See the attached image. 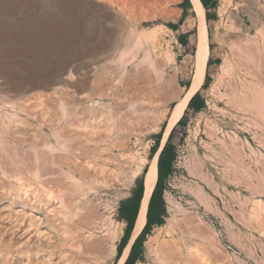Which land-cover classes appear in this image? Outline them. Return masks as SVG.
I'll use <instances>...</instances> for the list:
<instances>
[{"label": "rangeland", "instance_id": "1", "mask_svg": "<svg viewBox=\"0 0 264 264\" xmlns=\"http://www.w3.org/2000/svg\"><path fill=\"white\" fill-rule=\"evenodd\" d=\"M119 2L0 0V117L4 113L7 116L17 115L16 120L8 123V126L12 125L8 127L11 129L9 132H14V135L8 134L7 142L9 146L14 144L11 147L15 149V166L12 168L25 166V169H21L26 183L28 180L29 183L33 180L32 184L35 182L30 174L36 166L34 147H40L43 143L41 140L44 141L41 136L54 142L48 126L45 122L41 123L39 114L59 113L58 103L61 102L64 107L71 105L69 109L74 111L75 122L86 123L80 105L73 99L84 92L89 102L96 103L100 128L96 133L98 138L94 152L96 162L103 165L106 171L97 181L82 182L88 189V197L110 222L106 229L109 235L106 231V235L97 234H104L106 242L116 245V250L107 258L95 256V259L94 255L91 256V264H115L117 245L126 225L120 216V203L131 196L138 181L143 180L148 160L161 146L167 117L175 103L171 99L157 105L143 125L113 138V53L126 44L132 45L137 34L147 35L140 43L141 52L136 61H140L142 51L146 48L151 50L153 57L159 54L161 59L168 53L175 71L171 73V68L167 70L174 75L175 87L172 93H176L190 82L191 59L195 50L196 25L192 3L190 8H185L183 0H146L141 7L129 10L123 7L121 10L122 3ZM216 3L215 17L207 21L206 25L208 42L219 61L205 69L209 80L198 90L204 100L203 107L197 111L188 110L184 114V127L176 129L177 133L184 130V137L175 144L171 171L162 183L161 195L165 208L163 222L161 225H152L145 235L141 257L134 264H161L157 256L161 246L175 247L174 250L177 249L182 259L187 247L194 249L191 252L195 254V263L198 264L207 255L215 264H264V119L248 112L247 100L244 99L256 95V88L264 93V0H216ZM169 24H174L177 29L171 28ZM181 33L188 35L190 45L187 48L178 40L177 36ZM221 64L223 68L220 70ZM229 71L232 75L228 74ZM70 72L74 75L71 79L68 78ZM60 78H66V83L58 81ZM83 79L88 82L80 92L75 91L67 82ZM212 85H216L213 91ZM242 90L248 91L250 96L248 92L243 96ZM248 117L256 122L257 128L254 130L256 136H260V144L257 142L259 140H252V133L245 128ZM36 129L40 130L37 132ZM232 133L241 139L247 138L252 147L260 151L261 155L256 150V179L249 174L248 169L253 167L249 162L253 157L244 143L243 164L231 167L229 172L223 171L225 161L230 157L231 144H227V148L223 147L219 137L223 139ZM158 134L159 145L152 151ZM46 159L48 161V156ZM40 161L44 165L52 164L43 158ZM55 164L59 168V164ZM203 175L207 179L214 178L219 194L200 179ZM232 175L241 177L242 187L236 188L227 182V177ZM59 184L64 185L62 188H65L67 195L71 193L73 187L69 179L61 180ZM194 186L202 187L207 196L213 199L214 205L207 207L204 202H200L191 191ZM4 187L8 188L7 182ZM38 187L43 188L42 184ZM50 188L54 189L45 185L44 193ZM236 191L239 193L236 194ZM169 199L181 210L176 211L168 203ZM13 205L12 209L18 208L16 204ZM34 214L41 215L38 210ZM5 217L0 210L1 260L6 257L8 264H19L20 252L27 253L29 249L28 258L33 262L32 252L36 246L31 243L18 244V233L10 235L8 230L17 221L14 222V217ZM196 226L198 229L202 227L199 230L204 233L211 232L208 234L211 240L208 239L206 251L196 235ZM215 237L217 242L212 243Z\"/></svg>", "mask_w": 264, "mask_h": 264}, {"label": "bare ground", "instance_id": "2", "mask_svg": "<svg viewBox=\"0 0 264 264\" xmlns=\"http://www.w3.org/2000/svg\"><path fill=\"white\" fill-rule=\"evenodd\" d=\"M144 1L146 0H120L122 6L120 5L121 7H119L120 9L125 7L127 10H129L131 8L143 6ZM190 1L192 3V10L195 17L197 46L195 59L192 63L190 83L189 85L182 87L180 91L172 93L175 87L174 75L169 74V70L167 69L171 68V73H173L175 71V67H173L172 59L170 58L171 56L169 55V57L167 55L168 53L165 54V58L161 59L159 57V54L155 55H158L157 57H153L151 50L146 48V50L142 51V58H139L140 61H136L139 52H141L140 43L143 41V39L147 38V35L137 34L132 45L124 44L125 46H123L121 49H118V51L115 52L113 50V138L120 133H130L134 131L140 124L143 125L151 115V113H153L154 109H156L157 105H162L167 100H175V103L172 106L167 117V124L163 133V137L161 139V146L148 160L146 165L143 178V194L140 200L139 209L135 218L134 227L132 229L129 241L123 248L122 253L116 260L115 264L124 263L133 240L140 233L146 222L148 201L157 180V159L162 145L164 144L172 127L181 118L184 108L186 107L189 99L200 89L203 83L205 65L209 54L208 31L205 23V11L200 0ZM60 2L58 4L62 3ZM128 43L131 42L129 41ZM219 67V69L221 70V68H223V64H221V66ZM249 72L251 73V71ZM223 73L225 74L227 72L223 71ZM228 74H231L230 71ZM247 74L249 75V73ZM72 75L73 74L70 72L68 78H73L74 75ZM227 77L231 78V76ZM58 81L65 82L66 78L64 80L60 78ZM85 81L86 80L83 79L75 82L69 80L67 82L75 91L80 92L83 88L85 89V85L88 82ZM213 87L216 88V85H212V91ZM105 90L107 91V89ZM259 90L261 89L256 88V95L254 94L253 96H250L248 91L242 90L244 91V94L242 95L245 96L246 92H248L247 95L250 96H246V98H244L247 100V102L245 101V103L247 104V110H249L248 112H251L254 117L259 116L264 119V93L262 91L261 93ZM97 91L100 90L97 89ZM251 92L253 93V91ZM83 93H79L78 95H76L77 99H73V101H77V103L80 105V111L85 119H87L86 121H84L86 123H81L79 121L75 122L74 111H70L69 109L71 105H69V107H64V104L61 102L58 103L60 108L59 113L51 112L52 114H48V112H42L41 114H39V117L41 116L40 120L42 121L40 122L42 124H44L43 122H45V124L48 126L50 136L54 139V142L51 143L48 138H46L47 140L45 138H42L41 134V139H44V141L41 140L43 143L40 145V147H34V159L36 161V166L33 165L34 163H31L35 168L33 170L31 169L32 171L30 175L35 181L33 182V184H36V186H34L35 188L31 183L33 180L30 183L28 180V183H26V179L23 178L25 176H22V172L23 169H25V166H21L23 167V169H21V167L12 168L13 166H15V149H13L14 146L11 147L14 144H11L9 146L7 138L8 134L14 135V132H9L11 129H9L8 127L11 128L12 125L8 126V123L10 121L16 120L17 115L7 116L4 113V116L0 117V210L2 211L3 216L5 215L7 218L14 217V222L17 221V224L12 225L8 230L10 231V235L18 233L20 241V243L18 244L23 245L31 243L36 246H34L35 248L33 252L31 251L34 254H32V256L34 257L33 262H31V260H29L28 258V249V254L24 253L23 251L20 252V260L18 262L19 264H91V259L93 258H90L91 256L94 255L95 259H97L95 256L107 258L111 256L112 253H114L116 250V245H109L104 238V231H106V234L108 232L107 235H109V231L106 230L107 226L110 225V222H108V217L104 213L100 212L99 207L92 202L91 198L88 197V189H86L85 183L82 182H87V180L89 182L97 181L100 175L104 174L106 171L103 165L96 162L97 156H95L94 152V146L96 145L98 138L96 137V133L100 128L98 125L99 122H97V106L96 103L89 102L90 99H88V96ZM3 101L7 102L6 100ZM44 110L45 109H43V111ZM19 118L20 117H18V120ZM156 118H154V120ZM247 119H249V117ZM246 125V130L252 133V140H259L260 138L258 137L260 136L257 134V137L254 130L256 127V122L249 119ZM37 130L38 129H36V131ZM226 137L228 139L227 141ZM226 137H224L223 139L219 137V142L223 147L225 146V148H227L231 144V148H229L230 157L225 161L226 163L223 171L229 172L231 167H236L237 165L241 166L243 164L244 153L242 150V145L244 143L245 145H247V148L249 147L251 156L253 157V162H249L253 167H251V169H248L247 167L246 168L250 172V176H255L254 172L258 163L257 155L258 152L259 155H261L260 151L252 147L251 142L247 138L241 139L240 136H238L236 133H232L230 135H227ZM215 138H217V136ZM114 142L115 141H113V143ZM257 142H259L260 144V140ZM9 143L12 142L10 141ZM9 147H11V149ZM46 156H48V161L50 162V164L57 163L59 164V168L56 167V164L55 166L54 164L48 165L49 163L46 159ZM42 158L45 159L48 164L44 165L43 163H41L40 160ZM16 163L19 164L18 161H16ZM233 169L234 170H231L235 172V168ZM242 171L244 170L242 169ZM200 177L201 180L205 181V183L207 182V184L213 187V191L215 193L219 194V190L217 188L218 184L215 183L214 178L207 179V177L204 175ZM230 177L228 176V179L226 178L227 182H231L236 188L242 187L243 183L241 181V177L233 176L231 177V179ZM254 178L256 179V176ZM64 179H69L72 182L71 185L73 188L71 190V193L68 192V195L65 192V188H62L64 185L60 186L59 184V182ZM6 182L8 183L7 189L4 187V184ZM40 184H42L43 188L38 187ZM45 185H47L48 188L54 187V189L50 188L51 190H45L44 193L43 190ZM39 188H41V191L39 190ZM67 189L69 190L70 187ZM224 190L227 191L225 187ZM42 191L44 194L42 193ZM191 191L196 195V197H198V199H200V202H204L207 207L208 205L211 206V204L214 205L213 199L207 196L202 187L194 186L191 188ZM237 193H239V191H236V194ZM168 201L170 205H173L176 211L181 210L179 209V206H177V204L175 205L172 200L169 199ZM13 204H16L18 208L12 209L11 207ZM36 210H38L41 215L34 214V211ZM196 220H198V218ZM169 227H171V222H169ZM197 229L198 227L195 230L196 235L200 238L201 244L204 248L202 249L206 251L207 242L211 240V236L208 234H211V232L208 231L209 233H207L203 229L205 231L204 233L202 230ZM97 233L104 234L98 235ZM214 239V241H211L212 243L215 241L217 242L216 237ZM195 242L196 241H194L193 243ZM167 248H165V246H161L159 248L157 256L161 264H198L195 263V261L197 260L195 259V254L191 252L194 249L191 250V248L187 247L186 253H183L184 257L182 259L179 258L180 253L177 251V249L174 250L175 247H169L168 249ZM208 257V255L206 257L204 256L203 258L199 256V258H201L202 260H199V263L215 264L213 263V261H210V258ZM0 262V264H8L9 260L7 261V258L5 257Z\"/></svg>", "mask_w": 264, "mask_h": 264}, {"label": "trees", "instance_id": "3", "mask_svg": "<svg viewBox=\"0 0 264 264\" xmlns=\"http://www.w3.org/2000/svg\"><path fill=\"white\" fill-rule=\"evenodd\" d=\"M201 4L205 9V21L212 19L214 16L208 12V9L211 7H216V0H200ZM185 8H190L191 3L190 0H183L182 4ZM171 28L177 29V26L174 24H169ZM187 34L181 33L178 34V40L180 44L184 47H189L187 43ZM210 49L212 48L211 44H208ZM195 48H196V40H195ZM195 51V50H194ZM195 53V52H194ZM194 53L192 55L191 61L194 60ZM209 57V56H208ZM210 58H207L206 64L210 66L211 64ZM209 80L208 73H205L204 82L202 86H205ZM188 85V84H187ZM204 100L199 91H197L188 101L186 107L184 108L183 114L181 118L176 122V124L170 130L157 159V180L154 185V188L151 192L147 211H146V222L140 231V233L133 240L127 258L125 259L123 264H134V262L141 257L142 253V242L144 240L145 235L148 233L152 225H161L163 222V216L165 212L164 202L161 195L162 183L165 177L170 173L172 163L175 157V144L179 143L184 137V130L180 132H176L177 127H184V114L188 110H199L203 107ZM160 134L157 135L156 144L153 146L152 151L156 150L159 145ZM143 194V180L140 179L136 185V188L133 190L131 196L120 203V216L125 221V228L122 234V237L117 245V253L116 258L121 255L123 248L128 243L130 238V234L134 227L135 218L139 209L140 200Z\"/></svg>", "mask_w": 264, "mask_h": 264}, {"label": "crops", "instance_id": "4", "mask_svg": "<svg viewBox=\"0 0 264 264\" xmlns=\"http://www.w3.org/2000/svg\"><path fill=\"white\" fill-rule=\"evenodd\" d=\"M191 2V1H190ZM215 8L216 7H211V8H209L208 9V12L211 14V15H213L214 17H215ZM204 11H205V9H204ZM213 17V18H214ZM212 18V19H213ZM209 21V20H208ZM207 21H205V23H206ZM206 27H207V25H206ZM187 43H188V45H190L189 44V41H188V36H187ZM208 44H211V43H209L208 42ZM196 46H197V41H196ZM212 46V45H211ZM208 47H209V45H208ZM213 48V47H212ZM212 48L210 49V47H209V54H208V58H210V60H211V64H215V63H217L218 61H219V58H218V56H216L215 54H213V50H212ZM195 53H196V48H195V51H194ZM195 53H194V59H195ZM194 61V60H193ZM193 61H192V63H193ZM210 64V65H211ZM206 67H207V64L205 65V69H206ZM206 73V72H205ZM205 73H204V76H205ZM203 82H204V79H203ZM190 83V82H189ZM189 85V84H188ZM131 235V234H130ZM129 241V240H128Z\"/></svg>", "mask_w": 264, "mask_h": 264}, {"label": "water", "instance_id": "5", "mask_svg": "<svg viewBox=\"0 0 264 264\" xmlns=\"http://www.w3.org/2000/svg\"><path fill=\"white\" fill-rule=\"evenodd\" d=\"M191 3V2H190Z\"/></svg>", "mask_w": 264, "mask_h": 264}]
</instances>
